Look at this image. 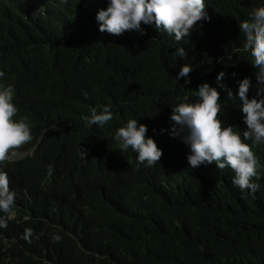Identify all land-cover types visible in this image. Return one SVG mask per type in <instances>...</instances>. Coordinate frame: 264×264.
Wrapping results in <instances>:
<instances>
[{"label":"trees","instance_id":"1","mask_svg":"<svg viewBox=\"0 0 264 264\" xmlns=\"http://www.w3.org/2000/svg\"><path fill=\"white\" fill-rule=\"evenodd\" d=\"M107 3L0 0V85H14L13 119L27 117L33 137L0 165L16 193L0 264H264V144L253 148L262 166L253 195L234 186L230 167L191 169L190 148L169 135L172 106L195 102L205 82L220 92L224 126L246 130L239 100L227 101L216 77L225 72L234 95L238 80L256 84L239 22L264 0H205L211 20L180 43L143 22L144 35L100 32ZM184 64L193 66L187 85L175 79ZM105 105L114 118L86 127L81 117ZM129 119L163 151L152 168L113 140ZM25 228L39 240L21 239ZM53 233L63 239L50 242Z\"/></svg>","mask_w":264,"mask_h":264},{"label":"clouds","instance_id":"2","mask_svg":"<svg viewBox=\"0 0 264 264\" xmlns=\"http://www.w3.org/2000/svg\"><path fill=\"white\" fill-rule=\"evenodd\" d=\"M206 9L205 0H108L106 9L97 11L96 20L100 32L113 35H122L130 30L144 35L141 23L154 24L156 30L174 36L175 42L180 43L191 36L198 22L211 20ZM239 30L244 37L239 50L250 53L256 84L253 85L249 77L238 80V90L234 95L222 83L225 72L221 71L216 79L219 87L227 92V101L239 100L246 130L241 132L231 124L224 126V121L219 118L222 112L220 92L205 82L195 90V102L189 103V97L184 96L182 102L172 106L170 121L173 123L169 135L190 148L187 162L191 169L212 163L218 170L230 167L235 173L234 186L255 195L260 185L254 179L260 178L262 166L253 148L264 144V6L253 8L248 18L239 22ZM176 53L181 58L187 56L184 47L177 48ZM192 71L191 64H184L175 79L184 78V84H190ZM4 75L0 71V78ZM232 75L235 76V73ZM253 90L255 95L250 99L249 92ZM14 97V85H0V165L13 161L18 155L17 150L33 139L28 118L13 119L18 114ZM177 100L181 101V97ZM113 118L110 105L101 106L99 111L97 107H92L89 115L81 117L86 127L103 126ZM147 131L145 124L129 119L115 131L113 140L122 152L131 148L137 153L138 167L152 168L160 162L163 151L153 138H146ZM164 131L160 129L161 133ZM78 151L81 159L87 160L88 150L79 147ZM53 171V166L49 164V177ZM15 208L16 193L10 188L8 173L0 168V229H6L9 221L16 216ZM21 239L31 244L33 239L39 240V236L32 228H25ZM62 239L55 233L50 236L52 243H59Z\"/></svg>","mask_w":264,"mask_h":264}]
</instances>
